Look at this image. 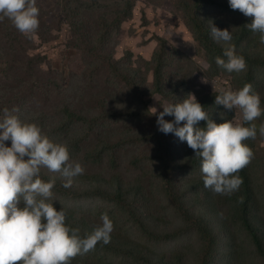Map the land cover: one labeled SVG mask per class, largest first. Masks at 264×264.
<instances>
[{"label":"rangeland","instance_id":"374dc122","mask_svg":"<svg viewBox=\"0 0 264 264\" xmlns=\"http://www.w3.org/2000/svg\"><path fill=\"white\" fill-rule=\"evenodd\" d=\"M36 6L39 24L31 34L0 18V110L16 109L15 115L65 144L70 159L83 166L67 188L60 172L41 167L43 179L55 177L51 199L69 213L68 225L85 234L101 223V213L112 220L109 242L77 254L81 263L141 264L136 243L124 231L139 241L197 228L219 235L217 254L205 255L204 244L197 252L194 238L180 252L160 254L166 256L158 264H256L255 252L264 261V246L259 250L251 240H236L231 223L255 193L251 221L264 242V136L259 133L264 113L249 122L256 124L257 134L243 143L253 155L238 170L242 183L230 194L205 188L200 170L192 168L200 157L156 124L162 104L189 93L215 122L244 123L238 109L208 104L220 89H238L244 79L213 62L218 50L205 43H225L211 36L212 20L231 31L228 43L237 53L264 63L260 33L246 26L251 16L232 9L228 0H36ZM105 13L112 24L123 18L122 27H113L107 36L101 27ZM204 32L208 41L200 40ZM240 35L246 37L237 45ZM160 68L164 78L156 82ZM255 83L252 91L264 106V72L259 69ZM205 125L203 119L197 124ZM205 238L210 241L206 233Z\"/></svg>","mask_w":264,"mask_h":264},{"label":"clouds","instance_id":"9594fccd","mask_svg":"<svg viewBox=\"0 0 264 264\" xmlns=\"http://www.w3.org/2000/svg\"><path fill=\"white\" fill-rule=\"evenodd\" d=\"M232 9L251 16L246 26L260 33L264 43V0H228ZM39 9L36 0H0V18L7 17L23 34H31L38 27ZM213 39L223 41L222 55L215 57L217 65L229 72L246 67L245 58L235 51L229 29L217 27L208 20ZM214 86V85H213ZM215 104L226 109H238L245 123L224 120L215 122L208 117L204 106L194 94L175 103L162 104L163 111L156 119L158 130L173 133L200 157L203 186L213 193L230 194L239 188L242 178L238 170L248 163L253 153L243 143L255 138L257 126L252 122L264 113L258 93L250 83L238 89H220ZM0 264H68L70 258L86 253L98 242L108 243L113 222L101 213V223L89 233L81 234L78 227L66 223V212L53 205L51 197L55 177L47 180L40 175L41 167L60 172L72 184V177L82 174L80 162L70 159L65 144L45 135L35 122L21 120L16 109L0 110ZM156 112V110H155ZM154 112V113H155ZM165 114L173 116L165 120ZM205 120L204 127L197 126ZM183 122V123H181ZM264 136V121L259 125ZM5 141H10V145Z\"/></svg>","mask_w":264,"mask_h":264},{"label":"trees","instance_id":"16d2710c","mask_svg":"<svg viewBox=\"0 0 264 264\" xmlns=\"http://www.w3.org/2000/svg\"><path fill=\"white\" fill-rule=\"evenodd\" d=\"M204 6V2L202 3H198L197 4V9L201 10L202 7ZM131 10L133 9V5L130 7ZM105 12V11H104ZM104 19L101 22V27L103 30V33L105 36L112 34V28L116 26L117 29H120L122 27L121 25V21L123 20V18L121 17H116L115 21L113 22V24L109 21V17H107L106 13L104 14ZM112 25V27H111ZM199 26L204 27V23L202 21H199ZM246 36L244 35H240L239 39H238V43H241L243 38H245ZM210 39V36H208L207 32H204V35H201L200 40L202 41H208ZM206 46H211L213 48H216L218 50V55H222V48L224 45H220L217 42L214 43L213 41L210 43H205ZM240 55H242L245 58L246 61V67L244 69H242L241 71H239L237 74L238 75V79H244L243 82L238 85L236 84L237 87H242L245 83H250L252 86V89H256L257 85L255 83V79L257 76V70H261L264 72V63H254L249 57H247V55L243 54V53H238ZM217 55V56H218ZM213 62H215V58L213 60ZM166 68V67H164ZM156 74V82H159L161 79L164 78L163 76V68H160L159 70L155 71ZM244 72V73H242ZM241 73V74H240ZM235 74V75H237ZM210 103L208 104H215L214 103V99H212V101H209ZM245 123V122H244ZM249 123V122H247ZM68 124H65V126ZM70 148V147H69ZM97 155H101V150L97 152ZM192 168H196L198 171L200 170V159L196 160L195 163V167ZM243 169V168H242ZM255 195V193L252 195L250 194L249 197L246 198V200L242 203V205L239 207L240 208V214L237 213L233 220H232V224L233 226L236 228L237 231V236L235 237L236 240L240 241L241 243H244L247 240H251L253 242V244H256L257 248L259 250L262 249V246H264V242L260 241L258 239V236L256 234V230L253 226V223L251 221V217H252V213H254V206H252V199L253 196ZM252 197V198H251ZM264 198V196H263ZM54 207L57 208V210H59L62 205L58 202L53 203ZM64 207V206H63ZM65 209V207H64ZM66 214H69L66 209H65ZM132 216H135V212L132 211ZM131 221H133L130 218ZM129 223V221L127 222V224ZM126 224V222L124 223ZM198 229V228H197ZM195 229V230H188L186 232L183 233H175L173 236L171 235H166V237H164L161 240H158L157 236H151V238H145L144 240H137V239H133V237H131L129 235V233L127 231H124V233L126 235L129 236V239L131 240V242L136 243L137 249H138V255H142L141 258V264H158V263H164L163 259L165 258L166 255H160V254H169L170 251L172 253H177L183 250V243L189 242L190 240L194 239V238H198L197 243L195 244L197 246V252L200 250L202 244L206 245L204 252L205 255L207 254V252L209 251L210 253H216V247L217 245L220 243V237L219 235L216 234V232L213 235V231L208 229L205 231H201L200 229ZM205 233L210 237L208 238L210 241L207 242V239L205 238ZM104 251H107L108 248L103 249ZM121 253H126L123 251H118L117 254H121ZM262 256L257 255V253L255 252V262L256 264H263V260L261 259ZM17 262H14V264H17ZM68 264H82L79 257H76V255L72 258H70ZM88 264H104V263H100V261H96L95 263L90 262ZM110 264V263H109ZM208 264H212V261L209 260Z\"/></svg>","mask_w":264,"mask_h":264}]
</instances>
